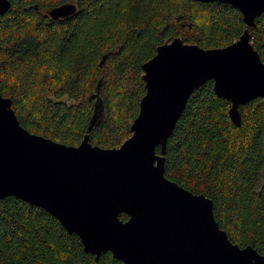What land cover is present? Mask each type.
Masks as SVG:
<instances>
[{
  "label": "trees",
  "instance_id": "trees-1",
  "mask_svg": "<svg viewBox=\"0 0 264 264\" xmlns=\"http://www.w3.org/2000/svg\"><path fill=\"white\" fill-rule=\"evenodd\" d=\"M10 2L0 15V92L25 129L71 146L88 134L93 145L112 148L131 134L145 92L141 65L165 40L223 47L245 27L239 10L221 2ZM65 2L76 4L72 15L46 14ZM250 36L264 61V12ZM229 106L211 80L193 91L167 139L165 176L208 196L228 237L264 254V98L239 107V126ZM0 264L126 263L111 251L96 258L48 211L7 196L0 199Z\"/></svg>",
  "mask_w": 264,
  "mask_h": 264
},
{
  "label": "water",
  "instance_id": "water-1",
  "mask_svg": "<svg viewBox=\"0 0 264 264\" xmlns=\"http://www.w3.org/2000/svg\"><path fill=\"white\" fill-rule=\"evenodd\" d=\"M196 1L233 5L242 33L223 47L179 36L157 46L141 65L145 92L119 146L93 145L88 134L71 146L31 133L0 92V199L14 196L45 209L96 258L111 251L126 264H264L263 253L228 237L208 196L165 176L167 139L193 91L211 80L215 95L229 101L236 126L239 107L264 98V61L250 36L264 0ZM10 6L0 0V15ZM75 11L74 2H65L46 14L57 19Z\"/></svg>",
  "mask_w": 264,
  "mask_h": 264
},
{
  "label": "rangeland",
  "instance_id": "rangeland-1",
  "mask_svg": "<svg viewBox=\"0 0 264 264\" xmlns=\"http://www.w3.org/2000/svg\"><path fill=\"white\" fill-rule=\"evenodd\" d=\"M61 100L65 101L67 103H72V100H68L66 97L61 98Z\"/></svg>",
  "mask_w": 264,
  "mask_h": 264
}]
</instances>
